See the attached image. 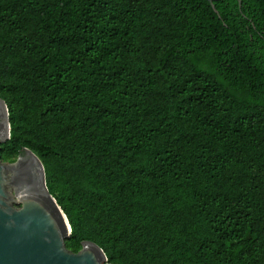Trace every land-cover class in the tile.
Segmentation results:
<instances>
[{
	"label": "trees",
	"instance_id": "16d2710c",
	"mask_svg": "<svg viewBox=\"0 0 264 264\" xmlns=\"http://www.w3.org/2000/svg\"><path fill=\"white\" fill-rule=\"evenodd\" d=\"M239 1L0 0V158L38 157L68 250L264 264V0Z\"/></svg>",
	"mask_w": 264,
	"mask_h": 264
},
{
	"label": "water",
	"instance_id": "95a60500",
	"mask_svg": "<svg viewBox=\"0 0 264 264\" xmlns=\"http://www.w3.org/2000/svg\"><path fill=\"white\" fill-rule=\"evenodd\" d=\"M9 131L7 107L0 98V145ZM70 232L47 190L38 157L24 148L13 162L0 158V264H109L94 243L82 242L75 253L68 250Z\"/></svg>",
	"mask_w": 264,
	"mask_h": 264
},
{
	"label": "rangeland",
	"instance_id": "374dc122",
	"mask_svg": "<svg viewBox=\"0 0 264 264\" xmlns=\"http://www.w3.org/2000/svg\"><path fill=\"white\" fill-rule=\"evenodd\" d=\"M17 109H18V110H20V108H19V107H18Z\"/></svg>",
	"mask_w": 264,
	"mask_h": 264
}]
</instances>
